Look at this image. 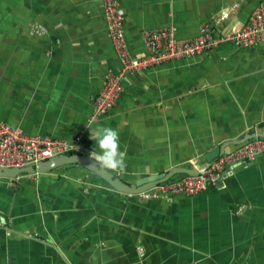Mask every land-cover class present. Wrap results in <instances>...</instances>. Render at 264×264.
<instances>
[{
  "label": "crops",
  "instance_id": "obj_1",
  "mask_svg": "<svg viewBox=\"0 0 264 264\" xmlns=\"http://www.w3.org/2000/svg\"><path fill=\"white\" fill-rule=\"evenodd\" d=\"M118 1L140 58L146 30L173 27L189 40L210 24L231 34L262 0ZM103 13L102 0H0V122L69 142L82 135L127 183L264 136V42L130 74L114 110L89 123L106 73L120 68ZM192 262L264 264V154L193 197L125 194L81 166L0 181V264Z\"/></svg>",
  "mask_w": 264,
  "mask_h": 264
},
{
  "label": "built area",
  "instance_id": "obj_2",
  "mask_svg": "<svg viewBox=\"0 0 264 264\" xmlns=\"http://www.w3.org/2000/svg\"><path fill=\"white\" fill-rule=\"evenodd\" d=\"M107 31L120 61L118 71H108L100 93L93 99V112L89 123L108 116L124 93V79L133 73L157 68L171 60L187 59L205 54L221 44L231 42L240 48H253L264 42V0L252 13L249 22L231 34L218 33L213 25L204 24L200 36L194 39H179L173 27L151 29L143 32V40L149 54L136 58L129 50L125 18L118 0H102ZM226 11L221 20L228 19ZM38 31V30H37ZM40 32L44 29L40 28ZM38 31V32H39ZM83 136L73 142L44 135H28L22 129L0 122V168H25L50 158L83 152ZM264 154V138H256L219 156L198 176H189L181 181L157 185L141 194L146 199H170L175 196L193 197L216 186L230 170L247 165ZM191 264H200L192 262Z\"/></svg>",
  "mask_w": 264,
  "mask_h": 264
},
{
  "label": "water",
  "instance_id": "obj_3",
  "mask_svg": "<svg viewBox=\"0 0 264 264\" xmlns=\"http://www.w3.org/2000/svg\"><path fill=\"white\" fill-rule=\"evenodd\" d=\"M256 138H264V136L256 134L246 135L242 139L215 147L205 156L204 163L195 164L191 167H174L158 175L143 177L135 183H127L122 180L105 162L92 156V152L86 148H83V151L86 150L84 153L56 156L25 168H0V181L13 182L24 174H47L62 168L71 169L81 166L90 174L100 177L109 183L119 192L129 195H140L157 185H167L169 182H179L189 176H198L200 172L206 171L219 156L223 155L227 147L231 145L238 147Z\"/></svg>",
  "mask_w": 264,
  "mask_h": 264
}]
</instances>
